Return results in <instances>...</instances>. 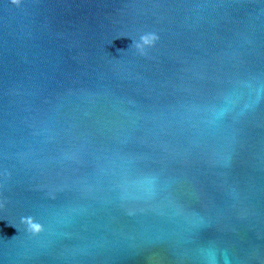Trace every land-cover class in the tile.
<instances>
[{"label":"water","instance_id":"water-1","mask_svg":"<svg viewBox=\"0 0 264 264\" xmlns=\"http://www.w3.org/2000/svg\"><path fill=\"white\" fill-rule=\"evenodd\" d=\"M223 252L264 264V0H0V264Z\"/></svg>","mask_w":264,"mask_h":264},{"label":"clouds","instance_id":"clouds-1","mask_svg":"<svg viewBox=\"0 0 264 264\" xmlns=\"http://www.w3.org/2000/svg\"><path fill=\"white\" fill-rule=\"evenodd\" d=\"M149 35H151V34H149ZM151 38H152L153 40L156 39V37H155L154 35H152ZM144 39H145L144 37H141V40H142V41H143ZM221 255H222V261H223V264H231V260H230V258H229V256H228L227 252H223ZM213 264H218V262L214 259V260H213Z\"/></svg>","mask_w":264,"mask_h":264}]
</instances>
